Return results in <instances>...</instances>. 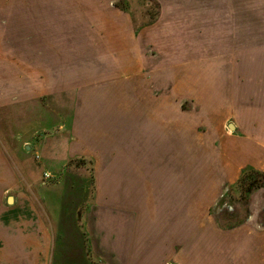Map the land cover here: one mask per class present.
Segmentation results:
<instances>
[{
    "label": "rangeland",
    "instance_id": "obj_1",
    "mask_svg": "<svg viewBox=\"0 0 264 264\" xmlns=\"http://www.w3.org/2000/svg\"><path fill=\"white\" fill-rule=\"evenodd\" d=\"M13 1L0 0V37L5 28H18L12 23L17 21L31 25L35 39L25 40L23 33V39H13L17 33L10 28L5 38L11 39L1 41L9 40L32 53L35 48L41 71L38 80L52 81L54 95L66 91L70 100L67 126L44 98L46 88L37 105L12 107L7 95L12 96L11 80L18 73L1 71L6 63L0 62V140L24 190L39 199L42 207L62 209L65 223L51 228L58 251L60 247L75 251L74 243L63 242L85 237L78 227L86 213L84 203L93 199L94 179H110L108 164L114 155H121L124 163L126 154L131 157L127 167L117 168L116 179H139L141 173L156 179L159 171L168 170L182 184L185 179H195L193 187L211 182L213 198L220 196L209 205L208 214L224 230L250 220L264 225L262 190H249L244 199L245 190L230 181L244 169L264 173L249 165L241 168L237 162L239 145L252 150L263 139L252 134V121L253 114L264 119V82L254 80V70H264V0H61L66 3L62 8L37 0L36 12L34 8L19 11L20 0ZM1 41L0 60L13 64L17 51ZM19 60L27 63L28 53L22 51ZM46 64L56 65L54 71L46 70ZM21 78L28 79L27 73ZM130 85L132 122L124 111ZM87 96H94L91 103L85 102ZM156 96L162 100L159 104L152 103ZM5 100L8 107L1 108ZM157 105L165 112L164 127L153 121ZM111 107L112 112H107ZM14 110L34 111L41 118L37 124L49 117L47 126L36 124L26 130L30 134L35 126L38 130L32 150H25L29 134L21 141L16 137L19 125L15 123L20 122L13 117ZM78 112L82 114L80 129L71 121ZM90 133L103 135L106 144L123 147L126 142L133 150L108 152L106 144L100 150L82 143L81 137ZM60 143L69 156L64 167H44L38 148ZM44 173L50 174L46 183Z\"/></svg>",
    "mask_w": 264,
    "mask_h": 264
},
{
    "label": "crops",
    "instance_id": "obj_2",
    "mask_svg": "<svg viewBox=\"0 0 264 264\" xmlns=\"http://www.w3.org/2000/svg\"><path fill=\"white\" fill-rule=\"evenodd\" d=\"M36 2L37 0H20L17 2V7L19 11L34 8L36 12ZM49 2L60 8L66 5V3L62 4L61 0H49ZM28 17L32 20L34 16L30 13ZM12 23L17 24L18 28L16 26L5 28L4 37H0V41L11 39L5 38L8 32L11 33L10 28L17 33L13 39L20 40L22 33L26 34L25 40L35 39L31 36V25L29 27L26 26V22L17 21ZM20 26H24L23 31ZM8 41L1 42L12 47L13 52L17 51L14 57L15 62L9 64L7 60L2 59L0 62L6 63L3 64L1 71L11 70L18 73L13 74V80H11L12 96L7 95L12 107L24 104L23 108H27L26 105L32 103L37 105L39 95L46 88L44 98L50 100L49 103L55 107V111L61 114L59 115L62 116L60 120H63L64 125L67 126V121H70L65 116L70 102L67 92L59 90L57 93L59 99L54 100L57 96L54 95L52 81L38 80L37 73L40 74L41 71L35 62L36 49L30 47L33 49L32 53L31 50L16 47ZM22 51L23 54L28 53L27 63H21L19 60ZM15 58L19 61L16 62ZM45 66L46 70L50 71H54L56 67L54 64ZM254 72L256 73L254 80L258 83L264 82V70L262 72L260 68ZM20 73L21 75L27 73L28 79L21 78ZM17 76L24 80H16ZM205 81H207L206 77ZM1 87L0 83V89ZM3 90L6 93L5 88ZM262 95L264 96V92ZM126 96L125 118L132 122V85ZM159 97L156 96L155 99H157L152 103L159 104L162 101L158 99ZM93 98L94 96L85 98V102L91 103L90 100ZM7 102L3 101L1 108H7ZM146 103L149 104L147 98ZM107 112H112V107ZM164 113L163 107L160 108L158 105L156 110L152 111V114H155L153 121L158 127L166 125ZM253 116L252 134L262 136L263 139L252 145V150L244 144L239 145L237 162L241 168L249 165L264 171L262 165L264 162L260 161L264 157V119H258L255 114ZM13 117L20 122V124L15 123V127L19 125L16 137L21 141L23 136L29 134V138L24 140V144L29 146H25V150H32V138L39 135L36 132L38 130L34 128L37 125L47 126L49 117L38 124L36 121L41 118H37L34 111L23 113L21 110H14ZM81 120L80 112L71 119L76 129L81 128ZM33 125L36 126L32 128L30 134L26 130ZM84 125L88 126L89 122H84ZM61 128L60 126V130ZM90 131L92 130L87 133ZM164 137L165 132L162 133V141ZM103 138V135L90 133L82 136L80 140L84 144L99 146V149L103 150L106 144ZM34 140L36 141V138ZM106 145L108 152L133 150L132 145L126 142L123 147L114 142ZM34 147L36 148V145ZM65 148L64 143L41 146L38 148L41 164L46 168H53L56 165L60 168L64 167L69 159ZM83 148L87 147L83 146ZM121 157V155H114L109 160L110 179H94L93 199L90 203H84L86 207L83 211L86 213L80 216L78 223L79 230H82L85 237L76 236L75 239H71L72 241L63 242L67 246L68 243H74L76 247L73 244L71 246L78 251H64V247H60L61 250L58 251L53 243L51 228L61 227L65 223L64 220L61 221L62 209H59L58 205L50 208L42 207L38 203L39 199L37 200L24 190L12 159L0 140V264H264V225H257L256 222L250 220L231 230H224L218 226L208 214L209 205L215 203L220 196L218 194L216 198H213L211 182H204L201 187H193L196 186L193 182L195 179H185L187 182L182 184L178 175L168 170L159 171L156 179H149L147 173H141L142 176H139V179H128L127 177L116 179L117 168L127 167L129 160L131 161V157L127 154L125 163L123 158L120 160ZM96 162L99 166L100 161ZM230 181L237 183L238 179ZM9 197L13 199L10 205L7 202ZM45 205L48 206L47 202ZM47 208H49L48 211H46ZM67 216L68 214L65 218Z\"/></svg>",
    "mask_w": 264,
    "mask_h": 264
},
{
    "label": "trees",
    "instance_id": "obj_3",
    "mask_svg": "<svg viewBox=\"0 0 264 264\" xmlns=\"http://www.w3.org/2000/svg\"><path fill=\"white\" fill-rule=\"evenodd\" d=\"M237 186L240 190H245L244 199L249 190H262L264 195V173L252 169H244L238 178Z\"/></svg>",
    "mask_w": 264,
    "mask_h": 264
},
{
    "label": "built area",
    "instance_id": "obj_4",
    "mask_svg": "<svg viewBox=\"0 0 264 264\" xmlns=\"http://www.w3.org/2000/svg\"><path fill=\"white\" fill-rule=\"evenodd\" d=\"M43 176H44V179H43L44 183H46L47 180H49V178H50V174L49 173H44Z\"/></svg>",
    "mask_w": 264,
    "mask_h": 264
},
{
    "label": "water",
    "instance_id": "obj_5",
    "mask_svg": "<svg viewBox=\"0 0 264 264\" xmlns=\"http://www.w3.org/2000/svg\"><path fill=\"white\" fill-rule=\"evenodd\" d=\"M232 126H233V125H229V128H230V129H233ZM7 202H8L9 205L12 204V202H13L12 197H9Z\"/></svg>",
    "mask_w": 264,
    "mask_h": 264
}]
</instances>
